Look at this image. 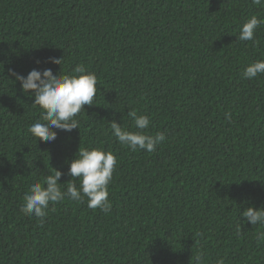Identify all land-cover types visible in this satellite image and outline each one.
Listing matches in <instances>:
<instances>
[{
    "label": "trees",
    "instance_id": "trees-1",
    "mask_svg": "<svg viewBox=\"0 0 264 264\" xmlns=\"http://www.w3.org/2000/svg\"><path fill=\"white\" fill-rule=\"evenodd\" d=\"M253 15L252 0H0V264H264V226L240 215L264 207V75L242 76L264 60V24L236 37ZM78 64L97 77L93 105L37 141L41 109L11 72ZM131 109L164 133L155 151L112 135L113 119L135 130ZM79 148L116 156L110 212L65 197L43 222L22 213L55 169L66 191Z\"/></svg>",
    "mask_w": 264,
    "mask_h": 264
},
{
    "label": "clouds",
    "instance_id": "clouds-1",
    "mask_svg": "<svg viewBox=\"0 0 264 264\" xmlns=\"http://www.w3.org/2000/svg\"><path fill=\"white\" fill-rule=\"evenodd\" d=\"M252 3L264 6V0H252ZM261 24H264V19L256 15L251 16L240 26L237 40L255 42V33ZM50 62L61 65L62 57L50 58ZM11 75L15 78L12 81L20 83L22 92L34 100L32 104L41 109V119L28 128L37 141H54L57 137L54 129L71 132L79 128L77 116L84 110L85 105H93L97 95V77L83 64L76 65L73 74H54L52 69H33L27 76L15 71H12ZM259 75H264V60L251 62L242 73L245 79H254ZM127 115L133 120L135 130H127L113 119L109 122L112 135L121 145L132 151H155L165 140L164 133H148L151 124L148 115H138L135 109L129 110ZM226 115L230 118L231 114ZM116 164V156L110 151L101 148H79L75 158L68 162L67 174L71 177V184L66 191H61L62 183L58 182L63 173L55 169L54 174L47 175L43 181L30 186L24 195L21 212L43 222L49 205L67 197L76 202H82L86 198L88 208L109 213L111 204L108 189ZM240 215L253 226H264V207L257 209L250 206L243 212L240 211ZM240 231V225L237 224V234ZM256 239L258 242L264 240V231L257 232ZM201 255L196 257L198 264ZM216 264L226 262L221 258Z\"/></svg>",
    "mask_w": 264,
    "mask_h": 264
}]
</instances>
